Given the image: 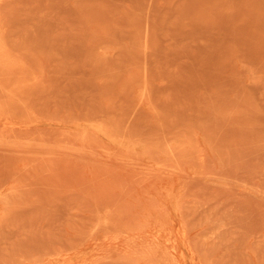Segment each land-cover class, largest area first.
Here are the masks:
<instances>
[{
	"label": "rangeland",
	"instance_id": "374dc122",
	"mask_svg": "<svg viewBox=\"0 0 264 264\" xmlns=\"http://www.w3.org/2000/svg\"><path fill=\"white\" fill-rule=\"evenodd\" d=\"M0 264H264V0H0Z\"/></svg>",
	"mask_w": 264,
	"mask_h": 264
}]
</instances>
